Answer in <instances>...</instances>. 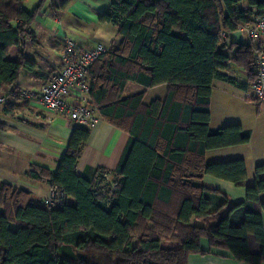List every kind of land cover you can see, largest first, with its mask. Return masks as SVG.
Returning <instances> with one entry per match:
<instances>
[{
	"label": "trees",
	"instance_id": "1",
	"mask_svg": "<svg viewBox=\"0 0 264 264\" xmlns=\"http://www.w3.org/2000/svg\"><path fill=\"white\" fill-rule=\"evenodd\" d=\"M25 2L0 0L5 113L21 97V70L35 66L25 47L45 0L32 12ZM263 13L264 0H112L99 20L115 25L123 39L91 66L89 84L101 118L129 134L114 172L116 186L100 187L103 168L92 177L77 173L90 129L75 126L56 171L41 167L24 173L58 187L63 193L58 204L46 205L28 189L0 182V264H187L193 253L226 256L218 250L262 264L264 164L255 167L242 202H232L204 176L237 186L247 178L243 158L206 161L207 150L252 138L240 123L211 129L210 104L215 79L247 90L224 73L231 64L249 81L255 78L252 45L224 43L222 31L233 33ZM13 46L19 49L17 60L8 57ZM130 82L143 90L125 96ZM164 84L163 99L144 102L147 89ZM3 128L0 121V133ZM192 218L201 223L191 224ZM249 234L261 242L259 253L250 250ZM163 241L177 246L164 247Z\"/></svg>",
	"mask_w": 264,
	"mask_h": 264
},
{
	"label": "crops",
	"instance_id": "2",
	"mask_svg": "<svg viewBox=\"0 0 264 264\" xmlns=\"http://www.w3.org/2000/svg\"><path fill=\"white\" fill-rule=\"evenodd\" d=\"M40 1L26 0L24 7L32 12ZM111 3L112 0H45L43 7L37 12L30 25L31 37L27 38L25 47L26 57L34 62L35 66L31 70H21L17 83L19 90L37 91L47 81L49 74L59 69L66 38L85 47L97 43L104 44L109 50L118 47L123 36L117 33V27L99 20V14ZM229 39L237 44L248 43L246 36L241 33H231ZM18 51V47L13 46L9 50V59L17 60ZM227 53L231 54L232 51ZM224 73L234 78L239 84H247L246 92H248L249 80L243 69L231 64ZM167 88L168 86L164 84L147 89L144 102L150 103L156 98L163 99ZM236 88L242 89L227 80L213 81L209 126L211 129H219L228 124L240 123L245 129L252 131L251 141L209 149L205 158L207 162L243 158L247 164V178L242 182L243 186H237L231 181L211 175H205L204 181L212 188L228 194L232 202H242L247 196L245 186L254 181L255 167L264 164V126L262 136L258 138L255 128L247 127L243 120L235 121L227 114L218 111V102L234 93L233 89ZM142 90L141 85L130 82L126 87L125 96ZM4 95L5 90L0 89V97ZM14 102L16 107L10 113H5L2 110L3 103H0V121L4 125L0 133V182L28 189L35 200H43L51 189L50 181L33 180L24 173L37 171L41 167L52 172L56 171L74 125L66 117L43 108L36 99L26 100L19 97ZM257 114L258 120L263 118L264 104L258 108ZM95 118L93 126L88 127L90 137L77 162V173L92 177L98 168H103L106 170L105 176H114L129 134L103 120L98 110L95 111ZM260 176L264 177V172L260 173ZM260 197L264 201V193ZM69 201L72 202L71 199ZM190 223L201 222L192 218ZM248 243L253 253L261 251L262 244L253 234L248 235ZM161 245L177 246L168 241H163ZM204 246L207 247L205 242ZM218 251L226 256L193 253L189 255L187 264H248L232 258L226 250Z\"/></svg>",
	"mask_w": 264,
	"mask_h": 264
},
{
	"label": "built area",
	"instance_id": "3",
	"mask_svg": "<svg viewBox=\"0 0 264 264\" xmlns=\"http://www.w3.org/2000/svg\"><path fill=\"white\" fill-rule=\"evenodd\" d=\"M233 33L244 34L248 44L254 48L255 78L248 82V93L251 100L262 105L264 104V13L252 22L239 26ZM230 34L222 31L224 43L227 42ZM107 51L108 48L102 43L85 47L66 38L59 69L53 71L37 91H21V98L36 99L43 108L66 117L74 127L93 126L97 107L90 94L89 70ZM4 101L5 97H0V102ZM104 186L114 189L116 182L103 181L100 187L104 188ZM62 194L58 187L53 186L44 203L49 206L58 204Z\"/></svg>",
	"mask_w": 264,
	"mask_h": 264
},
{
	"label": "rangeland",
	"instance_id": "4",
	"mask_svg": "<svg viewBox=\"0 0 264 264\" xmlns=\"http://www.w3.org/2000/svg\"><path fill=\"white\" fill-rule=\"evenodd\" d=\"M233 90L234 93L230 96H226L221 102H218V111L227 114L230 118L235 119V121L236 119L243 120L247 127L255 128L257 130V136L260 138L263 132L264 116L260 120L257 119V110L259 106L256 102L250 99L249 93L246 92V90L238 88ZM115 178V176L106 175L102 176V181L113 182L116 180Z\"/></svg>",
	"mask_w": 264,
	"mask_h": 264
},
{
	"label": "water",
	"instance_id": "5",
	"mask_svg": "<svg viewBox=\"0 0 264 264\" xmlns=\"http://www.w3.org/2000/svg\"><path fill=\"white\" fill-rule=\"evenodd\" d=\"M80 256H81L82 258L89 259L88 256L85 255V254H80Z\"/></svg>",
	"mask_w": 264,
	"mask_h": 264
}]
</instances>
